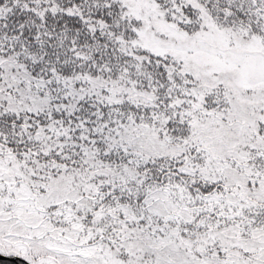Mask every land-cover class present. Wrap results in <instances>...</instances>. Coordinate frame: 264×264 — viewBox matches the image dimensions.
Listing matches in <instances>:
<instances>
[{
  "label": "snow or ice",
  "instance_id": "obj_1",
  "mask_svg": "<svg viewBox=\"0 0 264 264\" xmlns=\"http://www.w3.org/2000/svg\"><path fill=\"white\" fill-rule=\"evenodd\" d=\"M0 256L264 264V0H0Z\"/></svg>",
  "mask_w": 264,
  "mask_h": 264
},
{
  "label": "trees",
  "instance_id": "obj_2",
  "mask_svg": "<svg viewBox=\"0 0 264 264\" xmlns=\"http://www.w3.org/2000/svg\"><path fill=\"white\" fill-rule=\"evenodd\" d=\"M0 264H24V261L18 258L0 257Z\"/></svg>",
  "mask_w": 264,
  "mask_h": 264
},
{
  "label": "water",
  "instance_id": "obj_3",
  "mask_svg": "<svg viewBox=\"0 0 264 264\" xmlns=\"http://www.w3.org/2000/svg\"><path fill=\"white\" fill-rule=\"evenodd\" d=\"M0 257H3V256H0Z\"/></svg>",
  "mask_w": 264,
  "mask_h": 264
}]
</instances>
